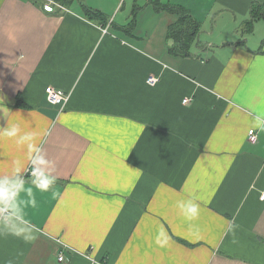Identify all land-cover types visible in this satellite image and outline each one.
<instances>
[{"label": "crops", "instance_id": "1", "mask_svg": "<svg viewBox=\"0 0 264 264\" xmlns=\"http://www.w3.org/2000/svg\"><path fill=\"white\" fill-rule=\"evenodd\" d=\"M55 1L0 0V264H264V0Z\"/></svg>", "mask_w": 264, "mask_h": 264}, {"label": "trees", "instance_id": "2", "mask_svg": "<svg viewBox=\"0 0 264 264\" xmlns=\"http://www.w3.org/2000/svg\"><path fill=\"white\" fill-rule=\"evenodd\" d=\"M38 1V0H36ZM61 3H64L65 0H59ZM253 13L251 12V18L248 21L249 29L252 28V24L259 18V15L256 13L255 9L256 4L253 6ZM161 8L170 10L174 12L178 18L177 20L171 24L168 28L167 37L173 40V44L170 47V50L174 54L186 56L190 55L189 53V44L190 41L196 36L199 30V23L196 21L190 13L182 6L179 5H162ZM90 13V11H89ZM91 16H96L91 13ZM90 16V17H91ZM21 103L17 102V105Z\"/></svg>", "mask_w": 264, "mask_h": 264}, {"label": "clouds", "instance_id": "3", "mask_svg": "<svg viewBox=\"0 0 264 264\" xmlns=\"http://www.w3.org/2000/svg\"><path fill=\"white\" fill-rule=\"evenodd\" d=\"M0 103H3L2 98H0ZM6 135H12V133H5ZM30 148H32V145H29ZM33 150H37V149H33ZM40 164H46L47 161L41 159L39 161ZM37 174V170H33L32 171V175H36ZM39 176H40V181L39 183L36 185V187L41 191V192H48L50 187L56 182L55 178H50L47 175H45V173L43 172H39ZM53 195H55V193H53ZM7 193L6 192H0V197H6ZM33 205L35 206V201H33ZM177 207L180 209L181 213L185 215V217H187L188 219H194L199 215V204L196 203L194 200L189 199L186 201H179L177 203ZM22 223L24 224H30L29 221H22ZM31 231L30 227H14V229L12 230V235H15L17 237H22L24 239H28V233ZM0 234H3L2 231H0ZM162 234H158L157 236V243L161 244L162 246V242H161V236Z\"/></svg>", "mask_w": 264, "mask_h": 264}, {"label": "built area", "instance_id": "4", "mask_svg": "<svg viewBox=\"0 0 264 264\" xmlns=\"http://www.w3.org/2000/svg\"><path fill=\"white\" fill-rule=\"evenodd\" d=\"M43 1V9L45 11L51 12L54 10L55 7H58L60 9H63V6L60 5L57 1L55 0H42ZM157 78H154L153 76H149L147 78V83L153 85L157 82ZM45 93H46V98L47 101L52 104V105H63L66 101H67V94L61 90V89H56L52 86H47L45 87ZM188 99H184L183 102H187ZM248 140L251 143H255L257 141V132L254 129H250L248 130ZM33 170H37V174L36 175H32V171ZM39 170L35 169V168H29L26 171V174L28 176H32L34 178H38L39 176ZM261 198H264V190L261 193ZM2 211L5 213L7 212L5 208L2 209ZM59 261H63L64 260V255L63 253L60 251L58 253L57 256ZM91 264H97V262L95 261V259L91 260Z\"/></svg>", "mask_w": 264, "mask_h": 264}]
</instances>
